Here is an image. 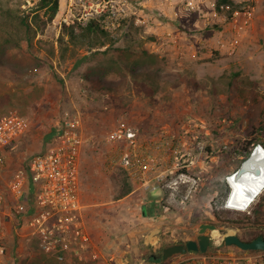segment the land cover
<instances>
[{"label":"rangeland","instance_id":"rangeland-1","mask_svg":"<svg viewBox=\"0 0 264 264\" xmlns=\"http://www.w3.org/2000/svg\"><path fill=\"white\" fill-rule=\"evenodd\" d=\"M3 1L14 13L0 11V117L16 111L28 121L7 152L3 182L63 134L47 141L49 133L79 118L84 203L115 205L124 164L134 187L150 192L163 185L164 227L171 234L174 229L173 239L190 231L198 236L201 220L217 224L212 201L245 162L243 142L256 131L264 144V0H227L220 8L217 0H126L128 16L105 28L114 42L95 39L94 47L88 40H71L64 25L80 33L91 19L101 24L96 10L108 9L107 0H60L58 15L32 42L21 18L43 23L36 19L38 0ZM7 37L19 44L7 43ZM118 128L136 132L134 141L112 139ZM263 193L248 210L233 209L225 217L244 220ZM29 209H18L9 199L0 210V264H86L72 251L63 258L44 252L28 225L38 206ZM110 210L107 217L101 210L95 217L104 220L110 236L108 264H122L117 258L123 251L124 264H141L142 256L146 264H174L193 255L175 254L163 262L164 245L132 243L133 227L150 228L141 214L118 216L117 206ZM207 233L213 237L210 247L243 253L236 245L224 246V237H250L251 228L219 225L217 233ZM105 259L99 253L89 260Z\"/></svg>","mask_w":264,"mask_h":264},{"label":"built area","instance_id":"built-area-1","mask_svg":"<svg viewBox=\"0 0 264 264\" xmlns=\"http://www.w3.org/2000/svg\"><path fill=\"white\" fill-rule=\"evenodd\" d=\"M106 2L110 4L108 9L103 7L96 11L103 17L99 19L103 28L109 29L128 16V7L126 0H119V4L115 0ZM64 21L70 24V17H65ZM80 124L79 118L69 121L63 134L46 151L33 155L27 166L20 168L5 183L2 174L7 165V152L27 131L28 121L16 111L0 117V210L9 199L16 203L18 209H27L30 186L34 185L38 210L29 218L28 225L39 235L44 252L58 253L61 258L63 253L76 251L78 237L83 238V243L88 241L82 219V153L85 141L79 130ZM135 136L136 132L131 129L124 131L118 128L111 133L112 139L119 140L134 141ZM258 146L264 147L260 143L254 151ZM228 183L230 185L229 180ZM229 196L230 193L226 206ZM0 250L4 251V248L0 246ZM241 252H221L219 249L199 254L193 252L181 264H264V250ZM187 259L191 262L188 263Z\"/></svg>","mask_w":264,"mask_h":264},{"label":"trees","instance_id":"trees-1","mask_svg":"<svg viewBox=\"0 0 264 264\" xmlns=\"http://www.w3.org/2000/svg\"><path fill=\"white\" fill-rule=\"evenodd\" d=\"M217 1H218V8H220L222 1H227V0H217ZM236 10L237 9L233 11ZM0 11L6 12L8 14L14 13L13 9L9 5L5 4L3 0H0ZM59 11H60V0L37 1L36 11H35L36 19L43 20V23L36 26L34 24L32 25V23L29 22V20L27 19L25 20L21 18L22 26H24L25 28L26 37L29 40V42H32L33 37L38 33L39 28L46 27L50 22H53V20L58 15ZM233 11L230 13L229 19L233 18ZM64 30L71 33V40L73 41L88 40V43L89 45H91V47L95 46V42H94L95 39L100 40L103 45H107L109 42L111 43L114 42V40L111 39L110 37L111 35L109 31L103 28L97 19H91L90 21H88V23L85 26H82L80 28L81 30L80 33H77L75 31L74 26L64 25ZM61 40H63V38ZM6 42L10 44L14 43L15 45L19 44V42H17L13 37H7ZM63 130H64L63 128L55 131L53 130L51 133L48 134L47 141L62 134ZM249 136H251L250 137L251 139H246L240 148V153L243 155L244 159H248L251 156L252 152L254 151L255 147L261 143L260 141L261 138L257 136L256 131H252V133H250ZM262 145L264 146V144ZM118 177L122 184L118 197L119 199L129 194L134 189V185L130 181V175L127 172V169L125 168L124 164L121 167V172L118 173ZM35 190H36L35 186L31 184L28 195V204L30 206L29 212H31L32 211L31 208L35 206ZM230 191H231V187L227 181L226 189L222 190L221 194L212 201L213 217L215 221H217V225L218 226L227 225L230 227H239V228H245V227L251 228L250 237L244 236L242 234H238L241 237V239H243L244 241H252L258 238L259 236L264 237V193L261 196L259 202L254 207L253 212L247 215L246 217H244V220H237V219H228L225 217V214L233 212L232 211L233 209L226 206V199ZM145 214L147 215L149 214V209L145 211ZM203 221L205 220H201V222ZM179 242H186V241L176 240L169 242L167 244L171 245ZM223 245L228 246L225 242L223 243ZM219 248L220 247L213 245L212 247H210L209 250H216ZM161 255H162V261L167 263L168 261H165L163 258V249ZM153 259H155L154 256Z\"/></svg>","mask_w":264,"mask_h":264},{"label":"crops","instance_id":"crops-1","mask_svg":"<svg viewBox=\"0 0 264 264\" xmlns=\"http://www.w3.org/2000/svg\"><path fill=\"white\" fill-rule=\"evenodd\" d=\"M153 188V191L147 192L145 188L143 189L142 186L138 185L134 187V189L129 194L119 198L118 200H114L113 202H115V205L108 204L110 201L102 203H86V220L88 222L87 224L89 228V236L92 241L89 245V243L87 244V241L83 243L82 237L81 239L80 237H78L77 244L75 246V255L79 256L81 259L85 258V260H87L86 264H94L89 259L91 258V260H93L95 256H98V254L101 253V255L105 256L106 258L105 261L102 260V263L108 264V256L110 254L109 246L111 245L110 236L108 235V231H106L105 229L106 226L104 220L100 222L95 217L98 216L96 214L100 210L102 211V214L105 212V215L107 217L108 213H110L111 211L110 209H115L116 206L118 208V216H124L130 211H135V213L141 214V216L143 217V221L150 223V228L145 229L147 230L146 232L141 230V228L134 229L133 227L132 233L134 234V237H136L135 240H132L133 244H135L136 241H141L142 245L155 246L156 248L160 244L164 245V247L168 246L170 244L167 243L176 240L187 242L190 239L197 238L198 236L195 234L197 231H190L191 233L187 232L185 235L180 236L179 239L172 238V236L175 235V231L172 226L170 229H173L172 234L168 231L169 229H165L167 227H164L165 223L168 224L165 214L167 205H165L164 203L167 193L165 192L163 185L156 184L153 186ZM100 204L102 205V207L99 208ZM147 209H149L148 215L145 214V211H147ZM170 215L176 217V213H171ZM201 223L202 222L200 221L198 224L199 227ZM126 226V228L130 229L132 227L128 224ZM191 228L195 229V225H193ZM118 238L121 239L120 236H118ZM153 256L155 257V259L157 258L155 254ZM186 258H188V256L180 257L179 259L174 260V264H181V262ZM127 260L128 258H126L125 251H123L117 258V261H120L122 264H124ZM147 261L148 259L145 256H142L141 264H146Z\"/></svg>","mask_w":264,"mask_h":264},{"label":"bare ground","instance_id":"bare-ground-1","mask_svg":"<svg viewBox=\"0 0 264 264\" xmlns=\"http://www.w3.org/2000/svg\"><path fill=\"white\" fill-rule=\"evenodd\" d=\"M246 170L233 172L228 180L231 191L227 207L246 210L264 191V147L258 146L245 160ZM217 233V230L214 231Z\"/></svg>","mask_w":264,"mask_h":264},{"label":"water","instance_id":"water-1","mask_svg":"<svg viewBox=\"0 0 264 264\" xmlns=\"http://www.w3.org/2000/svg\"><path fill=\"white\" fill-rule=\"evenodd\" d=\"M245 170L246 167L244 162L237 172H243ZM209 229L216 231L218 230V225L216 223L202 222L200 224L198 238L165 246L163 248V258L167 260L175 254H181L187 251L207 252L213 239V237L207 233ZM224 241L227 245H236L243 250H264L263 236H259L252 241H244L237 233H228L225 235Z\"/></svg>","mask_w":264,"mask_h":264},{"label":"flooded vegetation","instance_id":"flooded-vegetation-1","mask_svg":"<svg viewBox=\"0 0 264 264\" xmlns=\"http://www.w3.org/2000/svg\"><path fill=\"white\" fill-rule=\"evenodd\" d=\"M82 219H83V230H84V232H85V236H87L88 237V241H87V244L89 243V245H90V243H91V238H90V236H89V228H88V222H87V220H86V203H84V209H83V213H82Z\"/></svg>","mask_w":264,"mask_h":264}]
</instances>
